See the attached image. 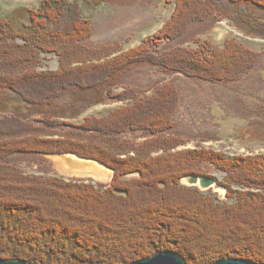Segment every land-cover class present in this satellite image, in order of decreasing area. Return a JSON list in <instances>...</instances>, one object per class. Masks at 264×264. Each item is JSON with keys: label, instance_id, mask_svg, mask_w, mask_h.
<instances>
[{"label": "trees", "instance_id": "obj_1", "mask_svg": "<svg viewBox=\"0 0 264 264\" xmlns=\"http://www.w3.org/2000/svg\"><path fill=\"white\" fill-rule=\"evenodd\" d=\"M114 1L42 0L38 9L0 14V257L131 264L174 251L188 264L228 257L264 264V155L225 159L180 149L187 141L170 135L180 104L173 82L151 96L117 91L143 66L209 84L239 81L261 65L258 51L232 38L197 51L183 43L193 24L218 20L264 38V0H175L170 19L138 47L89 46L94 29L85 10ZM18 17L27 22L20 25ZM161 40L173 44L155 53L151 43ZM47 53L59 57L57 70H41ZM109 99L134 103L74 122ZM137 132L152 137L122 136ZM30 152L96 160L113 169V178L95 186L26 173L15 155ZM209 160L226 172L223 186L237 199L233 204L182 184L203 176L201 163ZM132 173L139 177L126 178ZM235 185L243 190L235 192Z\"/></svg>", "mask_w": 264, "mask_h": 264}, {"label": "rangeland", "instance_id": "obj_2", "mask_svg": "<svg viewBox=\"0 0 264 264\" xmlns=\"http://www.w3.org/2000/svg\"><path fill=\"white\" fill-rule=\"evenodd\" d=\"M41 2L42 0H0V14L10 17L20 8L38 9ZM174 9L175 0H115L113 3L85 10V15L92 20L94 29L88 45L102 47L118 43L124 50L138 47L158 34ZM17 22L22 25L27 19L18 17ZM187 34L188 39L183 43L184 46L196 51L204 49L208 42L212 46L223 47L226 39H235L258 51L261 54V65L239 81L218 84L194 81L186 76L165 75L158 73L155 68L143 66L131 73L117 91L130 88L142 97L151 96L159 86L173 82L180 93V104L174 114L176 128L169 134L187 141L180 149L197 147L220 153L225 159L264 155V38L247 35L229 20H218L203 25L193 24ZM169 44L173 43L168 40H161L160 44L152 42L151 49L155 53H161ZM58 67L59 57L55 53L43 54L41 70H57ZM133 103L132 100L109 99L90 107L74 122L82 123L87 116H106ZM4 116L0 114V117ZM122 136L136 142H143L152 137L141 132ZM50 155L31 152L17 154L14 163L26 173L46 178L84 180L95 186L111 182L60 175L55 170ZM98 164L101 165L99 162ZM201 168L203 176L214 178L218 184V187L205 190L206 194L214 196L220 204H233L237 201L235 197L228 196V191L223 186L226 172L210 160L201 163ZM135 177H139V174L126 176L128 179ZM182 184L189 186L186 178L182 179ZM233 188L235 192L243 190V186L235 185Z\"/></svg>", "mask_w": 264, "mask_h": 264}, {"label": "water", "instance_id": "obj_3", "mask_svg": "<svg viewBox=\"0 0 264 264\" xmlns=\"http://www.w3.org/2000/svg\"><path fill=\"white\" fill-rule=\"evenodd\" d=\"M82 159V158H81ZM91 160V159H87ZM96 161V160H93ZM97 162V161H96ZM98 163V162H97ZM189 186L198 187L201 191L208 190V188L218 187L216 180L212 177L190 175L186 177ZM0 264H30L22 259H4L0 257ZM131 264H188L186 260L174 251H159L149 258L135 261ZM212 264H259L245 259L238 258H222Z\"/></svg>", "mask_w": 264, "mask_h": 264}, {"label": "bare ground", "instance_id": "obj_4", "mask_svg": "<svg viewBox=\"0 0 264 264\" xmlns=\"http://www.w3.org/2000/svg\"><path fill=\"white\" fill-rule=\"evenodd\" d=\"M53 166L60 175L66 177H83L94 181H109L113 169L100 165L93 160L81 159L75 155H50Z\"/></svg>", "mask_w": 264, "mask_h": 264}, {"label": "crops", "instance_id": "obj_5", "mask_svg": "<svg viewBox=\"0 0 264 264\" xmlns=\"http://www.w3.org/2000/svg\"><path fill=\"white\" fill-rule=\"evenodd\" d=\"M129 175H130V174H129ZM111 180H112V179H111ZM111 180H110V181H111Z\"/></svg>", "mask_w": 264, "mask_h": 264}]
</instances>
